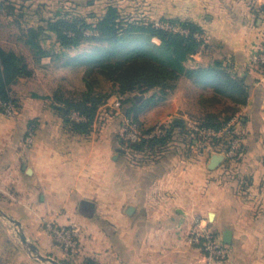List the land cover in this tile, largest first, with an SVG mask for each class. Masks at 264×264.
<instances>
[{
  "label": "crops",
  "instance_id": "obj_1",
  "mask_svg": "<svg viewBox=\"0 0 264 264\" xmlns=\"http://www.w3.org/2000/svg\"><path fill=\"white\" fill-rule=\"evenodd\" d=\"M156 4L159 16L192 22L205 31V46L187 62L188 68L221 60L249 86L248 103L234 115L243 138L242 159L230 168L225 158L211 170L212 157L225 156L224 149L196 140L191 144L181 136L182 126L187 130L189 123L210 117L223 121L227 107H235L230 99L186 77L167 100L139 115L146 127L183 120L176 141L161 155L144 158L142 165L130 161L119 135L132 104L125 103L126 96L110 81L115 93L101 107L93 132L70 131L55 109L54 94L59 89L84 90L65 86L55 71L82 66L62 62L67 49L60 48L56 52L61 58L41 61L48 69L44 84L33 79L38 76L33 72L12 85L17 115L7 117L0 111V210L22 224L40 254L61 263L69 259L54 242L52 225L78 229L80 251L74 264L88 258L100 264H264V66L256 62L264 47V0ZM30 129L34 141L26 145ZM84 200L95 204L91 216L83 211ZM142 203L143 239L136 216ZM129 206L136 208L134 216L127 214ZM197 217L229 248L228 260L209 262L189 241ZM227 231L232 233L231 244L224 241ZM0 264H48L33 255L1 213Z\"/></svg>",
  "mask_w": 264,
  "mask_h": 264
},
{
  "label": "trees",
  "instance_id": "obj_2",
  "mask_svg": "<svg viewBox=\"0 0 264 264\" xmlns=\"http://www.w3.org/2000/svg\"><path fill=\"white\" fill-rule=\"evenodd\" d=\"M12 6L14 12L11 15H15L16 7ZM261 12L264 13V6ZM169 22L188 33L159 28L154 23L129 22L122 17L117 6L110 5L95 23L67 12H59L55 18L41 19L38 25L27 24L18 40L32 54L36 63L48 57L61 58L63 54L54 49L57 45L61 49H72L84 42L94 44L90 53L71 58L66 63L85 67L86 90L66 93L59 89L54 94L55 109L74 133L91 134L101 107L107 103L110 95L96 90L100 76L112 82L119 95L126 96L125 103L132 104L128 110L129 120L146 132L152 131L154 127L144 128L139 115L167 100L181 77L210 87L217 95L230 99L235 107H227L228 116L223 121L210 117L199 124L221 129L235 119L239 106L248 103L249 86L244 79L234 76L221 60H215L208 67L188 68L187 62L205 46V39L197 37L203 33V29L188 21ZM53 38L54 46L45 45L48 39ZM31 75L32 70L25 55L14 49L0 48V101L13 102L17 107V100L11 95L12 85L20 78ZM74 112L85 117V120H71ZM179 125L181 123L174 122L165 126L161 136L138 143L127 144L122 141V146L124 150L128 145L139 152L161 155L176 141ZM181 132L182 137L188 138L185 126H182ZM84 264L100 263L88 258Z\"/></svg>",
  "mask_w": 264,
  "mask_h": 264
},
{
  "label": "rangeland",
  "instance_id": "obj_3",
  "mask_svg": "<svg viewBox=\"0 0 264 264\" xmlns=\"http://www.w3.org/2000/svg\"><path fill=\"white\" fill-rule=\"evenodd\" d=\"M156 1L157 0H0V48L14 49L18 53L25 55V57L29 61L32 74L33 72H35V74H38V76H34L33 79L39 78L35 80H39L40 82H42V84H44L48 79V77L45 76L44 72L48 69H45L43 64L36 63V61L32 57V54L27 50V48H25V46L20 42V40H18V37L19 35H21L24 26H26L27 24L38 25L41 19L55 18L56 14L59 12H67L71 15L85 18L91 23H95L106 13V10L110 5L117 6L120 10L122 17L129 22L144 24L154 23L156 26L157 23L173 25L169 22L170 20H180L159 16V6L156 4ZM12 4L16 7L15 15H11V13L14 12ZM199 35L202 39H205V41H207V37L204 30L203 33ZM54 44V38L48 39L45 42V45H47L48 47H52L54 46ZM54 49L57 52L60 51L58 45L54 46ZM93 49L94 44L90 42H84L80 47L77 48L67 49V51H65L67 54L63 57L62 62L67 63L69 59L74 58L76 56H82L86 53H90ZM58 62L60 61L58 60ZM84 70L85 67L83 66H69L67 68L55 71L57 74L56 78L59 77L58 75L63 77L61 78V80H59L62 81L65 86L73 90H85L86 83L83 80L85 78ZM96 90L98 93L106 95L110 93H115L114 86L102 76L98 77ZM17 108H19L18 105ZM123 125H121L120 129ZM144 128L149 127L144 126ZM188 136L189 138H187V140L191 141L189 142L191 144L193 143V140L198 139L196 136H191L189 132ZM122 141L123 140L121 139V142ZM225 143H228V141H226ZM212 145L213 144L210 143L208 146ZM204 146L206 145L204 144ZM242 156L243 152H241L240 159H242ZM129 158L130 161L134 164H143V152L137 151L136 156H134V158ZM139 206L142 210L141 213L136 216L137 223H139V225L141 226L139 236L141 237V239H143V203ZM134 215L135 214H133L132 216ZM211 231L214 233L215 237L219 239L217 233L214 230ZM75 261L69 260L67 264H74Z\"/></svg>",
  "mask_w": 264,
  "mask_h": 264
},
{
  "label": "built area",
  "instance_id": "obj_4",
  "mask_svg": "<svg viewBox=\"0 0 264 264\" xmlns=\"http://www.w3.org/2000/svg\"><path fill=\"white\" fill-rule=\"evenodd\" d=\"M157 27L167 29L174 32H181L187 34L186 30H182L180 27L170 24L157 23ZM201 38L200 35H197ZM256 62L259 65L264 66V47L261 53L257 56ZM0 111L7 117H14L18 113V108L13 102L0 101ZM71 120L84 121L85 117L79 113L74 112L71 114ZM239 120L235 118L221 129L207 128L201 126L199 123H189L187 131L191 136L197 137L196 141L199 144L218 145L224 149L225 157L229 167L236 165L241 157V146L243 138L238 131ZM165 125L159 123L150 132H146L139 125L133 123L131 120H126L122 128L120 129V136L127 144L138 143L144 139H152L154 137L161 136L164 132ZM34 141V132L30 129L28 135L25 138V144L30 145ZM228 141V143H225ZM204 142V143H203ZM125 151L129 157L134 158L136 156V150L132 147L126 146ZM157 153H143V159L155 158ZM204 219L197 217L194 225L189 233V241L197 245L205 254L209 262L213 261H226L229 259L230 251L226 245H224L219 239H217L214 233L203 226ZM54 242L61 247L63 252L67 255L68 259L74 260L80 251L79 232L74 226H58L52 225L49 227Z\"/></svg>",
  "mask_w": 264,
  "mask_h": 264
},
{
  "label": "water",
  "instance_id": "obj_5",
  "mask_svg": "<svg viewBox=\"0 0 264 264\" xmlns=\"http://www.w3.org/2000/svg\"><path fill=\"white\" fill-rule=\"evenodd\" d=\"M175 123H183V120L180 119H176ZM225 156L222 154H215L210 162L209 168L211 170H215L217 167H219L222 162L225 160ZM82 207L85 209L83 210L85 214H87L88 216H91L94 209H95V204L91 201H82L81 203ZM136 211V208L134 206H129L127 209V214L128 215H133ZM0 213L2 216H4L7 220L11 221L15 227L17 228L18 231V235L20 236L21 241L25 244L28 245L33 253V255H36L37 259L42 261V262H48L50 264H63L61 262H59L58 260L52 258V257H48V256H44L42 254L39 253L38 248L35 245H32L29 243V240L23 230L22 224L15 220L14 218L10 217L9 215H7L6 213H4L3 211L0 210ZM212 217H214V215L212 214ZM224 241L227 244H231L232 243V233L231 231H227L224 235Z\"/></svg>",
  "mask_w": 264,
  "mask_h": 264
}]
</instances>
